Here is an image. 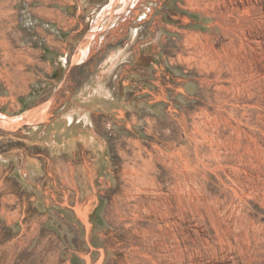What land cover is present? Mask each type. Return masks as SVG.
<instances>
[{"label": "rangeland", "instance_id": "1", "mask_svg": "<svg viewBox=\"0 0 264 264\" xmlns=\"http://www.w3.org/2000/svg\"><path fill=\"white\" fill-rule=\"evenodd\" d=\"M117 3L164 97L64 248L80 264H264V0ZM10 6L0 55L24 57L30 18Z\"/></svg>", "mask_w": 264, "mask_h": 264}, {"label": "crops", "instance_id": "2", "mask_svg": "<svg viewBox=\"0 0 264 264\" xmlns=\"http://www.w3.org/2000/svg\"><path fill=\"white\" fill-rule=\"evenodd\" d=\"M1 1L31 26L26 56L0 55V264H80L75 209L148 129L162 68L117 0Z\"/></svg>", "mask_w": 264, "mask_h": 264}]
</instances>
